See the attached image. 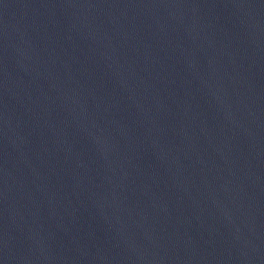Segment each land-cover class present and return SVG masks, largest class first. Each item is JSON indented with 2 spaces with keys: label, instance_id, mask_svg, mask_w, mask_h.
I'll return each instance as SVG.
<instances>
[{
  "label": "water",
  "instance_id": "obj_1",
  "mask_svg": "<svg viewBox=\"0 0 264 264\" xmlns=\"http://www.w3.org/2000/svg\"><path fill=\"white\" fill-rule=\"evenodd\" d=\"M0 264H264V0H0Z\"/></svg>",
  "mask_w": 264,
  "mask_h": 264
}]
</instances>
